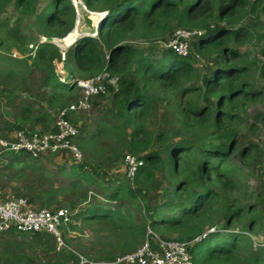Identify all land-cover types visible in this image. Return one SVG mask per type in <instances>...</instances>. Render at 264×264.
I'll list each match as a JSON object with an SVG mask.
<instances>
[{
  "label": "trees",
  "instance_id": "16d2710c",
  "mask_svg": "<svg viewBox=\"0 0 264 264\" xmlns=\"http://www.w3.org/2000/svg\"><path fill=\"white\" fill-rule=\"evenodd\" d=\"M15 2L28 14L35 0ZM82 2L91 12L107 15L99 24L97 37L83 36L67 51L64 68L68 75L71 73V81L62 82L57 73V63L62 61L61 49L53 43L38 41L35 44L38 49L26 71L12 68L0 76L5 86L12 85L11 98L21 93L19 90L32 93L30 99L17 108L13 121L0 118L3 129L0 136L9 138L18 130L28 134L55 131L57 113L80 97L75 80L108 72L119 79V87L118 91L110 88L108 97L101 96L99 102H93L91 109L105 111L96 122L97 130L109 143L122 144V148L143 162L133 182L135 187L125 189L130 194H134L135 188L143 189L139 192L148 199L142 202L147 211L146 221L136 228L132 219V229L137 232L134 241L123 247L125 255L132 253L138 238L146 239L151 229L161 235L177 237L175 240L179 242H193L190 254L195 264H264V247L255 253L249 238L255 233L259 219L257 205H236L243 199L227 194L241 191L237 180L240 170L233 164L232 155L237 152L241 161H248L253 153L251 146L239 150L240 126L244 120L238 112V103L263 96V90H250L242 82L248 67L239 64L240 55L229 43H241L250 36L257 27L250 22L264 12V0ZM51 6L38 15L40 29L47 32L46 37H65L75 27L76 9L71 0H52ZM67 16L69 23L61 27ZM249 18L247 26L243 21ZM176 29L198 32L191 54L186 57L158 43ZM198 62H202L201 67ZM35 73L40 81L32 90L27 78L34 77ZM18 76L21 81L17 88L13 84ZM102 103L106 104L104 109ZM251 130L256 131L257 126H252ZM93 137L83 139L82 146L91 144ZM122 148H116L117 159L122 157ZM7 158V169H13L18 162L23 164L18 172L23 177L39 164L24 162L32 158L22 154ZM71 166L68 174L63 170L62 173L81 179L88 170H93L101 179L110 178L108 172L101 174L100 166L90 161ZM157 172H165L168 178L175 179L174 188L164 190L161 196L151 188L158 178ZM178 174L183 177L177 179ZM42 178L47 180L42 183L48 182L51 188L35 183L25 186L26 192L29 190L33 196L28 199L35 207L47 208L56 201L64 202L58 199L52 187L58 188L60 194L78 188L67 195L74 209L86 198L81 193L80 180L66 188L58 186L56 180ZM123 186L124 183L118 189ZM122 190L124 188L112 190L110 201L123 198ZM105 208L97 204L88 211L93 213L94 220L106 218L109 212L113 218V211ZM243 220L247 221V227L234 230L236 223ZM214 226L217 229L208 233ZM197 238L201 240L195 242ZM104 258L99 260L116 261V257ZM99 260L97 262H102ZM79 261L67 248L59 251L49 234H0V264H78Z\"/></svg>",
  "mask_w": 264,
  "mask_h": 264
},
{
  "label": "rangeland",
  "instance_id": "374dc122",
  "mask_svg": "<svg viewBox=\"0 0 264 264\" xmlns=\"http://www.w3.org/2000/svg\"><path fill=\"white\" fill-rule=\"evenodd\" d=\"M15 1L16 0H10L6 2V0H0V76L4 75L12 68L26 71L33 61V56H31L32 52H29L28 50H32L31 46L35 45L38 41L41 42V40L43 41L46 38H54L56 41L60 40L55 45H57L61 49V52L65 54L73 45L72 43L68 45H61V41L67 38L72 31L65 37H46L45 33L47 32H43L44 30L40 29L41 26L38 22V15L46 9L52 7V0H35L33 9L28 14L24 13L23 9L18 7ZM71 1L72 3L74 2V0ZM82 3L83 2L80 1L77 6V10L79 11L78 17L76 18V27L79 26V35L87 34L94 37L98 27L94 30H90L85 24L84 16L87 12L85 11L83 6L84 4ZM88 11L97 22L99 19L98 12ZM65 20V25L61 27L67 26L70 21L69 16H67ZM249 21H251L250 18L243 22L249 26ZM250 23L251 25L257 24V27L252 30L250 36L244 39L241 43L231 41L229 45L240 55L238 60L239 64L241 66L245 65L248 67V74L242 78V82L248 85L250 90H263V96L257 100H247L238 103V112L244 120V124L240 126L242 134L240 138L239 150L241 151L244 147L251 146L253 153L250 157H248V161H241V156L237 157V152L232 155L234 158L233 164L240 170L237 172V180L239 181L241 191L240 193L227 192V194L233 198L239 197L243 199L241 204L236 203V205L243 207L250 206L251 204L257 205V214L259 219L256 221L255 233L249 235V238L253 244V250L255 253H259L261 248L264 247V12H260L259 18H253V21ZM52 29H54V27ZM177 30L180 29H176L171 34H168L164 39H159L158 43L167 48L166 45L170 42ZM97 36L98 35L95 37ZM196 38L197 37H195L192 42ZM201 65L202 62H198V66L201 67ZM70 77L71 73L64 78H66L68 82L71 80ZM0 79L4 81V78L0 77ZM38 79L39 75H37V73L34 74V77H28V87L32 90L35 89V86H37L40 81V79ZM16 81L18 83L16 82L15 84H12L18 88L19 82L21 81L20 76L16 78ZM11 86V84L9 87L5 86V82H0V118H6L10 122L14 120V114L16 115L21 104L30 99L32 96V93L29 90H26L25 92L19 90L21 93L16 94L17 96L13 99L9 95ZM108 96L109 95L102 96L101 98H106ZM99 98L100 97L95 99L94 104L100 101ZM35 99L36 98H33L32 100ZM94 104L92 108H94ZM105 105L106 104L102 103L103 109L105 108ZM91 110V113L89 111L87 113L77 115L76 119L80 135L76 142L85 160L98 164L100 166L99 169L103 170L101 174L108 172L110 177L109 180H106L105 178L101 179V177L96 176L97 173H93V170H88L86 177L81 179L68 177L67 174L70 172L72 167V161L66 154L57 156L45 155L38 160L29 159L24 162L43 163L38 168L28 170L25 177H23L22 174H18L19 171L16 170L17 166L12 167L13 169H9L10 174L15 170L16 173L9 178L0 179V197L7 198L10 196H22L25 198L28 197L30 200L33 196L29 193V190L26 192V184L29 183V186L34 183L37 185L43 184L46 189L50 188V184L48 182L42 183V181H47L43 179L42 176H45L49 180H56L58 181V186H64L66 188H69L71 183L74 181L80 180L81 193L86 198L80 201L78 206L79 210L86 209L93 204H98L99 202L108 206L110 210H114L116 216H114L112 221L108 220L105 223H94V225L91 226L83 224L82 220L76 217L77 220H80V224L73 226L70 228L71 230H65L64 237L66 248L75 256L79 257L80 261L78 264H81L82 259L85 263L87 262L86 264H99L105 262L104 260H99L103 258V255L97 254L100 249V242L107 239L108 242H111L114 238H117L119 244L121 242V247L123 248V245L127 242L131 243V241H134V236L137 232V230L135 232L132 229V219L136 224V228H140L141 224L146 221L147 216V211L143 208L144 203H142L144 198L147 199V197L143 195V193L139 192L143 189L137 190L135 188L134 194H130L128 190L125 189V187H135L133 181L127 180L124 176L125 157L129 155L130 152L122 148V144H115L113 141H110L112 143H109L108 139L100 134L97 130L96 122L99 118H102L105 111L99 109H96L95 111L93 109ZM96 113L99 116L96 115ZM254 125L257 126L256 131L251 130ZM0 130L3 131L1 125ZM91 136L96 137H93L92 143L85 147L82 146V140L90 139ZM117 147L122 148L123 154L121 159H117L115 154L117 152ZM6 159L7 161H4L6 162L4 165L9 163V159ZM52 162H60V164L48 167V164H52ZM68 162H70V164H68ZM1 170H4V168ZM62 170L66 171L67 174H63ZM157 175L158 178L155 179L156 183L153 187H151L154 188V191H157V194L161 196L164 190L168 191L174 188L175 179L168 178V175L165 172H157ZM177 176V179H181L183 177L182 174H178ZM123 183V198L118 199L116 203H112L108 200V197L112 194V190L120 191L122 188H118ZM77 189L78 188L74 190ZM59 191L60 190H56L53 192L57 194L60 201L64 200V202L59 204L56 203V201L47 208L55 209L59 207H74V205L69 202V196H67L73 191L70 192L69 190V193L61 194ZM242 191L244 193L246 191L247 194L245 193V197L242 195ZM216 220H218V217H216ZM247 224L246 220L237 222L234 230L245 229ZM220 226L221 225H219V227ZM213 228L217 229V226H214ZM141 230H144V227H142ZM153 233L161 239L167 241H177L175 240L177 237L161 235L155 231H153ZM103 237H105V239H102ZM144 239V237L138 238L139 242L132 249L133 252L137 251L142 246ZM122 255L125 254L118 253L116 259ZM97 259L102 262H97Z\"/></svg>",
  "mask_w": 264,
  "mask_h": 264
},
{
  "label": "built area",
  "instance_id": "2783aa9c",
  "mask_svg": "<svg viewBox=\"0 0 264 264\" xmlns=\"http://www.w3.org/2000/svg\"><path fill=\"white\" fill-rule=\"evenodd\" d=\"M97 32L98 30L96 35ZM196 35H198L196 31L177 30L166 47L175 54L186 57L190 54L191 42ZM44 42H46L45 39L41 40L40 43ZM31 49V56L34 57L38 46L33 45ZM65 60L66 54L62 53V61L57 64V73L60 80L67 83V79L64 77L68 75H64L65 70L63 68ZM118 81L117 77L108 72L88 79L75 80L80 97L57 113L55 131L28 134L25 130H18L9 138L0 136V161L4 162L7 156L12 154L27 155L34 160L45 155L66 154L73 164L86 162L76 142L80 130L74 119L77 115L89 112L95 99L107 96L110 88L118 91ZM142 166L143 162L136 156L127 155L125 157V178L134 182L137 172ZM78 214V208H37L22 196H10L4 199L0 197V234L12 232L49 234L55 239L60 251L66 248L65 230H71L70 228L80 224V220L76 218ZM214 231L215 229H211L208 233ZM208 233L204 234L203 237L205 238ZM199 240L201 238H197L195 242ZM192 245L193 242L190 244L161 239L151 229H148L146 239L137 251L122 255L114 262L99 264H195L190 254ZM86 263L82 259L81 264Z\"/></svg>",
  "mask_w": 264,
  "mask_h": 264
},
{
  "label": "crops",
  "instance_id": "0c3cea01",
  "mask_svg": "<svg viewBox=\"0 0 264 264\" xmlns=\"http://www.w3.org/2000/svg\"><path fill=\"white\" fill-rule=\"evenodd\" d=\"M40 130V127H38L37 128V131H39ZM27 160H29V159H27ZM26 160V161H27ZM5 161H7V159H5ZM6 162H2V161H0V165H3V166H0V179H2V178H7V176L8 175H10V172H9V169H7V164L6 165H4ZM34 163H37V162H34ZM42 163L43 162H39V164L37 163V168L38 167H40L41 165H42ZM66 163V162H65ZM60 164V162H52V164L51 163H49L48 164V167H52V166H55V165H59ZM68 164H70V162H68ZM15 166H17L16 167V170H18L19 172H20V168H23V164L22 163H20V162H18V163H16L15 164ZM2 168H4V170H1ZM11 170V169H10ZM15 170V171H16ZM51 188V187H50ZM56 190H58V188H53L52 187V191H56ZM111 195H110V197H108V200H111ZM1 198H5V197H1ZM27 199H28V197H26ZM29 200V199H28ZM118 201V199L117 200H113L112 199V203H116ZM108 202H110V201H108ZM98 204H101L100 202L98 203ZM33 205V204H32ZM94 205H97V204H93V205H91V206H89L88 208H86V209H78L79 210V214H78V217L82 220V223L83 224H86V225H91V226H93L94 225V223H105L106 221H108V220H110V221H112L113 220V218H114V216H116V215H114L113 216V218H112V212H109L108 213V215L109 216H107V217H109L108 219H106V218H104V219H100V218H98V219H92V216H93V213H90L89 211H88V209L89 208H91L92 206H94ZM103 205V204H102ZM98 206H101V205H98ZM103 207L105 208H107V209H109L110 210V208H108V206H105V205H103ZM37 208H39V207H37ZM105 208V209H106ZM113 211V214H115L114 213V210H112ZM112 220H111V219ZM116 218V217H115ZM12 233H16V232H12ZM12 233H10V234H12ZM107 238V237H106ZM102 239H105V237H103ZM125 246V244L123 245V247ZM124 250H125V248L123 249L122 247H121V242H120V244H119V242H118V240H117V238H114L111 242H108V239L107 240H104V241H101L100 242V249H99V251L97 252V254H101V255H103V258H101V259H105L104 257H117V255H118V253H122V254H125L124 253Z\"/></svg>",
  "mask_w": 264,
  "mask_h": 264
},
{
  "label": "water",
  "instance_id": "95a60500",
  "mask_svg": "<svg viewBox=\"0 0 264 264\" xmlns=\"http://www.w3.org/2000/svg\"><path fill=\"white\" fill-rule=\"evenodd\" d=\"M74 1H81V2H82V0H74ZM82 4H83V3H82ZM73 5H74V7H75V9H76L77 17H78V10H77V7H76L75 2H73ZM83 6H84V5H83ZM84 9H85V11L87 12V14L84 16V21H85V24L88 26V28H89L90 30H94V29H96L97 27H99V24H100L101 21L104 19V17L107 15V13H98V14H100V18H99V21L96 22V21L94 20L93 16L90 15V13H89V11L87 10L86 6H84ZM76 25H77V20H76V23H75V27H76ZM74 29H75V28H74ZM73 31H74V30H73ZM73 31H72L71 33H73ZM71 33H70V34H71ZM70 34H69V35H70ZM69 35H68V36H69ZM83 36H89V35H87V34H80V35L74 40V42H73L72 44H74L79 38H81V37H83ZM45 41L48 42V43L57 44V41H56V39H54V38H46ZM64 75L67 76L68 73H67V72H64Z\"/></svg>",
  "mask_w": 264,
  "mask_h": 264
},
{
  "label": "bare ground",
  "instance_id": "6f19581e",
  "mask_svg": "<svg viewBox=\"0 0 264 264\" xmlns=\"http://www.w3.org/2000/svg\"><path fill=\"white\" fill-rule=\"evenodd\" d=\"M75 2V1H74ZM80 1H76L75 4H76V7L78 6ZM79 11V10H78ZM98 17L100 18V14H98ZM99 21V19H98ZM97 21V22H98ZM79 23V22H78ZM73 31V30H72ZM79 33H80V29H79V26L78 27H75L73 33H71L67 38H65L63 41H61V45H68V44H71L74 42V40L79 36ZM60 40H57V42H59Z\"/></svg>",
  "mask_w": 264,
  "mask_h": 264
},
{
  "label": "clouds",
  "instance_id": "9594fccd",
  "mask_svg": "<svg viewBox=\"0 0 264 264\" xmlns=\"http://www.w3.org/2000/svg\"><path fill=\"white\" fill-rule=\"evenodd\" d=\"M97 35H98V32H97ZM89 36H91V35H89ZM215 229V228H214ZM212 233V232H211Z\"/></svg>",
  "mask_w": 264,
  "mask_h": 264
}]
</instances>
